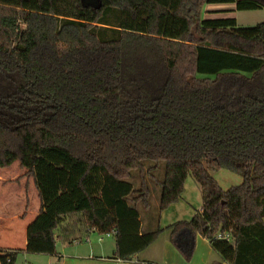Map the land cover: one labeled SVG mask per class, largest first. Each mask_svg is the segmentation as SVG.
Instances as JSON below:
<instances>
[{
  "label": "trees",
  "instance_id": "16d2710c",
  "mask_svg": "<svg viewBox=\"0 0 264 264\" xmlns=\"http://www.w3.org/2000/svg\"><path fill=\"white\" fill-rule=\"evenodd\" d=\"M229 1L264 8V0H0V167L19 161L38 189L28 251L55 252L70 216L86 234L114 235L115 258L168 230L187 261L201 234L214 252L208 264H264V21L203 18L207 3ZM49 149L68 164L43 156ZM222 169L242 183L224 189L213 175ZM106 171L136 180L125 200L142 219L103 197ZM190 175L203 210L161 227ZM151 182L162 189L158 210ZM7 252L0 264H16Z\"/></svg>",
  "mask_w": 264,
  "mask_h": 264
},
{
  "label": "crops",
  "instance_id": "0c3cea01",
  "mask_svg": "<svg viewBox=\"0 0 264 264\" xmlns=\"http://www.w3.org/2000/svg\"><path fill=\"white\" fill-rule=\"evenodd\" d=\"M257 9L264 12V8ZM252 10L256 9H238L237 2L233 1L207 3L204 6L203 18H231L235 19L237 26L249 27L254 26L257 23L252 24V22H250V15H246L244 12ZM242 16L244 20L241 22L240 19ZM262 21H264V19ZM19 164V161H15L9 167V169L13 171V174L10 175L12 176L11 178H6V176L9 177L8 174L1 177L0 173V182H4L3 184L14 182L21 187L23 186V189H15L17 190L16 196L18 197L15 201L16 203L21 204L22 208L11 212V215L7 212H2L0 215V228L3 229L4 237L10 241V245L0 247V253L12 250L19 251V254L22 252H29L36 256L34 257V264H208L214 255L210 241L201 234H198L196 237V248L193 258L190 261H187L170 241L169 231L164 230L156 241L143 251L135 254L132 258L128 260L115 258V247L108 250L104 245L105 237L101 240L100 235L95 231L86 234L84 226H82L79 222L76 223V217L70 216H67L63 220L60 227L56 231L57 250L55 252H30L27 249V230L30 223L39 214L41 202L34 180L24 176V170L23 172H20L21 168ZM226 170L227 169H222L213 173L218 181L223 179V182H220L221 180L219 181L220 184L225 183L228 185L226 187L222 186L224 189H228L233 186L228 183H242L243 178L241 176L236 179V177H233L231 173H228L229 170ZM217 174L220 175L217 176ZM122 183L123 182L118 181L106 172L105 187L102 191L103 197L106 200H110L109 196L113 194L112 190L116 189V193H121L120 195L123 202H127L125 197L131 190L129 192H125L124 190L129 188L123 187ZM192 190L193 191L190 193L189 199L185 200L187 193L186 183V189L180 202L173 204L161 214V227L166 228L170 224L179 220H189L198 210H203V199L202 197L200 199L198 197V191L199 193L202 192L201 188L194 185ZM193 201H195L196 204H194ZM0 203L4 206L7 205L6 200H1ZM156 205L157 208L155 207V209L158 210V199L156 200ZM8 214L11 217H9ZM123 216L138 217L139 219H142V214L138 210L131 208L128 203ZM163 219L166 221L165 224L163 223ZM19 238L21 239L20 244L18 243ZM18 256L16 257V264ZM224 264L230 263L224 262Z\"/></svg>",
  "mask_w": 264,
  "mask_h": 264
},
{
  "label": "rangeland",
  "instance_id": "374dc122",
  "mask_svg": "<svg viewBox=\"0 0 264 264\" xmlns=\"http://www.w3.org/2000/svg\"><path fill=\"white\" fill-rule=\"evenodd\" d=\"M83 1H84V3L86 5L99 6V4H100V0H83ZM244 13H246V15H250V22H252V24H256V23H258V22H260V21H262L264 19V12L262 10H260V9L247 11V12H244ZM247 13H250V14H247ZM243 20L244 19H243V16H242L240 21L242 22ZM52 151L53 150H50V149L49 150H44L43 151V156H46L48 158L52 157L54 159H57L56 161H54V160H52V161L55 162L58 165H62V164L64 165V164L67 163L65 156L59 155L56 152L53 153ZM65 155L68 158L70 157V155L67 154V153ZM21 171L23 172V169H21L20 172ZM226 171H228V170H226ZM0 173H1V177L3 175L6 176V174H8L9 177L6 176V178H11L12 176H10V175L13 174V171L11 169H9V167H0ZM228 173H231L233 175V177H236V179H237V177H240V175L235 174L233 172L228 171ZM164 174H165V164L162 163V167H161L160 171L157 173V176H158L159 179H162L164 177ZM219 175L220 174H217V176H219ZM220 180H219L220 182H223V179H220ZM227 181H228V179H227ZM3 183L4 182H0V202H1V200H6L7 201V205L4 206L3 204L0 203V215H1L2 212H7V213H9L11 215V212L17 211L20 208H22V205L16 203V201H15L18 198L16 196V193H17L16 191L17 190H15V189H21V188L23 189V186L21 187V186H19L18 184L14 183V182H9L7 184H3ZM123 183H124L125 186L128 185V188H129V189L124 190L125 192L126 191L129 192L130 190H132L133 187L138 186V184L136 183V180H128V181H124ZM186 183H187V193H186V196H185V200H188L190 193H192V191H193L192 189L194 188V185H197L199 188H201V185L197 182V180L192 175H190L188 177ZM221 184H220L221 186H225V187L228 186L225 183H221ZM228 184L238 185L237 182L236 183H228ZM151 185L154 188L153 206H154V210H155V207L157 208L156 200L158 198H160L161 193H162V189H161V187L159 185H157L155 183L151 182ZM112 192H113V194H111L109 196L110 200H107V202L115 203L117 205V208H118L117 209L118 210V214L123 216V214L125 212V208H127V203L128 202H123V200L121 199V195H120L121 193H116L117 192L116 189H113ZM116 194H118V195H116ZM198 197H199V199L202 197V192L199 193V191H198ZM193 202H194V204H196L195 201H193ZM10 215H9V217H11ZM165 222H166L165 219H163V223L164 224H165ZM102 236L105 237L104 245L107 247L108 250L116 247V238H115L114 235H112V234L109 235V236H108V234L107 235H100V237H102ZM18 243L19 244L21 243V239L20 238L18 239ZM6 245H10V241L7 240L4 237L3 229L0 228V247L6 246ZM34 257H36V256H34V254H31L29 252H22L18 256L17 264H34L33 263V262H35V258Z\"/></svg>",
  "mask_w": 264,
  "mask_h": 264
},
{
  "label": "built area",
  "instance_id": "2783aa9c",
  "mask_svg": "<svg viewBox=\"0 0 264 264\" xmlns=\"http://www.w3.org/2000/svg\"><path fill=\"white\" fill-rule=\"evenodd\" d=\"M109 235H111V234H108V236ZM218 237L219 238H222V239H226V240H231L232 239V235L230 234V232H226V233H219L218 234ZM100 239L101 240H103V236L102 237H100ZM7 255H8V257H7V262H11V258H13V257H16V256H18L19 255V251H16V250H12V251H8L7 252Z\"/></svg>",
  "mask_w": 264,
  "mask_h": 264
}]
</instances>
